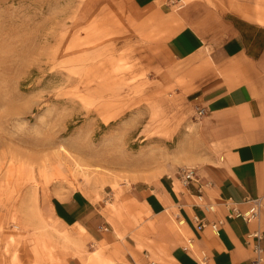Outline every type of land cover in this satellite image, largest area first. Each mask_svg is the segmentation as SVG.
Listing matches in <instances>:
<instances>
[{"label": "crops", "instance_id": "obj_1", "mask_svg": "<svg viewBox=\"0 0 264 264\" xmlns=\"http://www.w3.org/2000/svg\"><path fill=\"white\" fill-rule=\"evenodd\" d=\"M107 2L144 47L151 82L187 100L195 118L204 110L195 143L115 193H19V212L0 208V264H251L247 236L257 231L264 264V0ZM179 167L195 169L200 195L180 184ZM250 200L261 209L246 223L234 212Z\"/></svg>", "mask_w": 264, "mask_h": 264}, {"label": "rangeland", "instance_id": "obj_2", "mask_svg": "<svg viewBox=\"0 0 264 264\" xmlns=\"http://www.w3.org/2000/svg\"><path fill=\"white\" fill-rule=\"evenodd\" d=\"M108 2L0 0V208L19 212V193L49 187L115 193L195 143L199 117L151 82L144 47Z\"/></svg>", "mask_w": 264, "mask_h": 264}, {"label": "built area", "instance_id": "obj_3", "mask_svg": "<svg viewBox=\"0 0 264 264\" xmlns=\"http://www.w3.org/2000/svg\"><path fill=\"white\" fill-rule=\"evenodd\" d=\"M205 114L203 109H198L197 110V116L200 118ZM180 184L185 187V188H194L195 192L197 195H200L202 190H201V186L199 185L198 182V177L196 174L195 169L193 168H189V167H181L177 170V174H176ZM250 207L248 209L247 212L243 213V214H238L234 212V215L241 217L242 220L246 223L257 220L258 216H259V212L261 209V202L260 200H250L249 201ZM221 222H217L214 224H210V227L213 231H217V227L218 225H220ZM206 226L205 223H203L202 221H199V223L196 226V229L198 231L204 229ZM249 239L254 240L253 243V254H254V258L251 261V264H263V248L261 246V241H262V235L260 234V232H254L252 234H249L247 236Z\"/></svg>", "mask_w": 264, "mask_h": 264}]
</instances>
